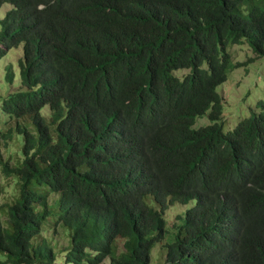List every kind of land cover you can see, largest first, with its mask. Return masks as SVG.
I'll return each instance as SVG.
<instances>
[{
  "label": "trees",
  "instance_id": "trees-1",
  "mask_svg": "<svg viewBox=\"0 0 264 264\" xmlns=\"http://www.w3.org/2000/svg\"><path fill=\"white\" fill-rule=\"evenodd\" d=\"M3 3L0 58L23 55L1 136L19 135L23 158L0 159L19 185L0 205V264L55 262L35 241L48 215L69 230L66 264H150L159 243L160 264H264V98L224 132L217 91L245 65L232 45L264 56V0ZM190 201L169 233L165 210Z\"/></svg>",
  "mask_w": 264,
  "mask_h": 264
},
{
  "label": "rangeland",
  "instance_id": "rangeland-1",
  "mask_svg": "<svg viewBox=\"0 0 264 264\" xmlns=\"http://www.w3.org/2000/svg\"><path fill=\"white\" fill-rule=\"evenodd\" d=\"M11 4L3 3L0 7V19L11 8ZM234 62H245V65L231 69L227 73V79L217 87V91L222 98V123L223 131L231 130L241 118L248 115L249 109L255 106L257 100L264 98V56L254 57L250 47L243 42L239 45H232L229 49ZM22 43L12 47L8 52L0 58V100L11 90L18 89L21 84L19 80L18 59L22 57ZM251 58V60H249ZM246 62H249L246 64ZM10 66L15 78L11 84L5 80L6 68ZM176 73V72H175ZM184 71L178 72V76ZM47 108V107H46ZM46 108L42 109L43 113H48ZM21 122L26 120L20 119ZM208 123L206 116L199 117L196 120V126L205 125ZM15 120L11 119L0 109V159L2 162L12 167L23 156L20 153L22 140L19 135L14 132L11 138H2L1 133L7 131L10 127L13 128ZM2 162H0V205L9 203L18 196L17 180L15 175L5 176L2 171ZM57 195L49 193V210H56L55 198ZM145 201L150 206L155 207V202L150 195L145 197ZM150 201V202H149ZM194 201L187 204L175 203L169 205L165 210L164 215L167 221L169 233H174L175 225L178 223V215L181 214L183 219L185 210L192 206ZM6 214L2 209L1 219H5ZM46 238L47 242L52 245L55 252V262L53 264H66L64 262V250L70 239L69 230L62 225L53 226V217L46 216L44 230L40 236L35 238V241ZM118 252L122 251V244L117 243ZM4 255L0 254V259ZM164 260V248L162 243L152 247L150 252V264H160ZM70 264V263H67ZM102 264H110L109 259H106Z\"/></svg>",
  "mask_w": 264,
  "mask_h": 264
},
{
  "label": "clouds",
  "instance_id": "clouds-1",
  "mask_svg": "<svg viewBox=\"0 0 264 264\" xmlns=\"http://www.w3.org/2000/svg\"><path fill=\"white\" fill-rule=\"evenodd\" d=\"M18 45H19V44H18ZM13 47H15V46H13ZM11 48H12V47H11ZM11 48H10V49H11ZM22 49H23V48H22ZM7 52H8V51H7ZM7 52H6V53H7ZM22 55H23V53H22ZM1 58H2V57H1ZM21 58H22V57H21ZM19 59H20V58H19ZM19 59H18V60H19ZM45 108H46V107H45ZM46 109L48 110V108H46ZM42 113H43V112H42ZM48 113H49V111H48ZM48 113H47V114H46V113H43V114H44L45 116L48 117ZM221 122H222V120H221ZM149 202H150V201H149ZM180 204H181V203H180ZM155 207H156V206H155ZM188 208H189V207H188ZM183 217H184V216H183ZM180 219H181V214H180V216L178 217V223H180ZM118 242H119V241H117V243H118ZM106 259H109V258H106ZM106 259H105V260H106ZM105 260H104V261H105ZM109 261H110V260H109ZM110 264H111V263H110Z\"/></svg>",
  "mask_w": 264,
  "mask_h": 264
}]
</instances>
